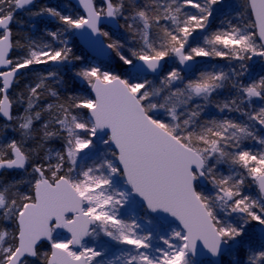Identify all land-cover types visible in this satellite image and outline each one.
<instances>
[{"label": "snow or ice", "instance_id": "snow-or-ice-1", "mask_svg": "<svg viewBox=\"0 0 264 264\" xmlns=\"http://www.w3.org/2000/svg\"><path fill=\"white\" fill-rule=\"evenodd\" d=\"M77 2L83 15L0 0V264H201L224 252L264 264V73L250 72L264 63V0ZM224 8L233 15L209 31ZM17 11L61 27L34 37ZM71 35L129 70L85 62ZM202 57L228 69L193 70ZM209 107L239 118H205Z\"/></svg>", "mask_w": 264, "mask_h": 264}, {"label": "trees", "instance_id": "trees-1", "mask_svg": "<svg viewBox=\"0 0 264 264\" xmlns=\"http://www.w3.org/2000/svg\"><path fill=\"white\" fill-rule=\"evenodd\" d=\"M97 2L99 3V0H97ZM225 2H226V4H231V3H238L239 0H225ZM45 5L48 7L56 8L64 14H72V15L80 14L81 15V13L78 10H76L72 5L68 4L67 2H57L55 0H36V3L33 4L31 6V8H32V10H37L38 8L45 6ZM225 14H227L229 16L233 15V13L231 12V10L229 8H224L223 11H218L215 14L214 18L210 22L209 31H212V30H215L217 28L222 27L220 21L224 19ZM15 15H16L17 19H22V20L28 21V16H27L26 12H24V11H17L15 13ZM28 22L35 24V28L30 30L31 34L37 38L43 37L44 40H46V41H49L51 38L44 34V29H48L49 31H55L57 28L61 27V25L59 24V22L57 20L50 18V17H47V16L36 17L33 20L28 21ZM223 26H226V25H223ZM12 27H13V30L15 32L17 26L15 24H13ZM28 30L29 29H27V28L25 29V31H28ZM113 32L115 33L117 38H121V39L126 38V34L123 32L122 29H120L119 32H115V31H113ZM204 34L205 33L195 34V39L192 40L191 43H193V44L201 43L202 42L201 38ZM69 39H70V45L73 47L75 54L85 57V62L91 61L92 63L100 65L101 67L110 68L116 74H119L122 76H124L126 74V72L129 70L128 66L122 65L121 62H119L118 58H116L114 53H112L110 62H108V63L97 62L92 57L89 56V54L86 52V50H84L81 47V45L79 44V42L76 38V35H71L69 37ZM18 55H21V53L14 50L13 57L18 56ZM196 60H209V62H204L202 64H199L195 70L213 71V70H219L221 68L224 70L228 69V61L220 59V58H203L202 57V58H197ZM233 63H235V62H233ZM259 64L262 65L263 63H261V61H259ZM250 65H251L250 72H251L252 76H254V77L259 76L261 73H263V72H258V70H257L258 66H260V65H258L257 68H255V70H254V66L251 63H250ZM51 67L52 66H50V65H39V66H34V69L38 70V71H46V70H49ZM166 69H167V66H166ZM61 75H63L65 81L68 83L70 90L80 91L83 88V85L78 80L73 79L72 72L70 71V68H65L62 71ZM190 75H193V73ZM27 79H32L30 73L27 76ZM150 79H153V78H150ZM25 82H27V80H22L20 86L22 87ZM89 94H90V92H89ZM218 95L220 98H223V97L227 96L228 93L225 91H221ZM14 111H16V110L14 109ZM222 115H231L233 118H239V117H237V114H235V113L221 114L217 111V109L215 107H209L207 109V111L204 113L205 118H211V117L219 118ZM3 122L4 121L0 118V124H3ZM7 135L9 138H19L18 134L12 132L11 129L8 130ZM51 146H53L55 148H60L61 142L60 141H53ZM248 146L252 147L253 150H256V148L259 147L258 145H254V144H249ZM222 170L226 171V166H224V168ZM4 176L8 179H11L12 177L17 176V172H6V173H4ZM247 191L250 194H255L257 190L253 187V188L247 189ZM248 234L250 237H255L256 235H258V226L255 223H253L249 227ZM236 258L240 259L241 261L243 260L242 250H241V252L236 254ZM200 262H201V264H209V261H200ZM223 264H236V260L234 259L233 255L228 252V254L224 257Z\"/></svg>", "mask_w": 264, "mask_h": 264}, {"label": "water", "instance_id": "water-1", "mask_svg": "<svg viewBox=\"0 0 264 264\" xmlns=\"http://www.w3.org/2000/svg\"><path fill=\"white\" fill-rule=\"evenodd\" d=\"M56 1H66L68 3H71L77 10H79L82 14H84L83 9L79 6L77 0H56ZM35 2H36V0H35ZM104 26L106 28L112 29L115 32H119L120 31V29H117L115 27V25L109 24L107 22L105 23ZM76 37H77V40L79 41L80 45L88 52V54L91 57H93V58H95L97 60H100V61H105V62H108L110 60L111 54L105 55L103 52L96 50L92 45H90L88 42H86L85 39H83L80 35H76ZM12 55H13V52L11 53V56ZM204 62H209V60H202V61L195 60L194 62L191 63V68L193 70H195V68H196L197 65H199L201 63H204ZM191 73L192 72H190L189 74H191ZM161 74H163V72ZM149 77H153V76L151 74H149L148 78ZM63 235H67V236L70 237V234L67 233L66 231L63 232ZM227 253L228 252H224L221 256H219L217 258H210V257H206L205 256V257H199L198 259L199 260H209V259H213V260H217L218 261V264H222L223 263V258H224V256Z\"/></svg>", "mask_w": 264, "mask_h": 264}, {"label": "rangeland", "instance_id": "rangeland-1", "mask_svg": "<svg viewBox=\"0 0 264 264\" xmlns=\"http://www.w3.org/2000/svg\"><path fill=\"white\" fill-rule=\"evenodd\" d=\"M259 59L258 58H255L253 61H251L250 63L254 66V70H255V68H257V66L258 65H260V66H258V72H263L264 73V64H259ZM87 151V150H86ZM85 162H87V163H91V161L90 160H82L81 161V163H85ZM64 237L65 238H69L68 236H65L64 235ZM89 243L91 244L92 242L91 241H89ZM113 251H115V248L113 249Z\"/></svg>", "mask_w": 264, "mask_h": 264}]
</instances>
